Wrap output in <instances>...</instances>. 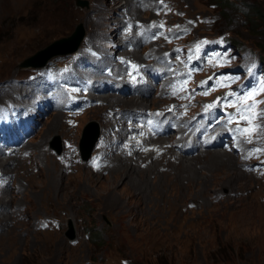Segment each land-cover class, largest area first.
<instances>
[{
  "label": "rangeland",
  "instance_id": "rangeland-1",
  "mask_svg": "<svg viewBox=\"0 0 264 264\" xmlns=\"http://www.w3.org/2000/svg\"><path fill=\"white\" fill-rule=\"evenodd\" d=\"M85 1L87 7L81 8L75 0H0V118L21 116L20 112L27 108L30 113L23 118L31 120L34 130L42 124L34 137L25 142L26 148L21 145L17 151L5 153L7 159L0 160V171L13 178L11 185L6 177L1 181L0 264H264V119L254 122L261 128L252 134L250 143L246 136L239 139L242 150L229 140L224 152L189 153V146L185 149L184 144L180 145L173 132L152 142L146 149L150 153L143 152L150 142L143 139L140 147H132L133 154L117 155L128 146L123 142L127 141L126 136L114 147L115 134L132 127L116 120H121L127 107L136 108L118 104L108 111L109 103L105 101L110 99H104L116 88L111 96L133 100L141 110L151 111L166 106L161 101H169L177 94L171 93L166 99L158 96L157 102L154 89L153 99L147 100L134 89V80L119 79L111 73L119 70L121 77L132 69H119L126 65L122 63L126 62L123 54L130 57L129 61L141 60L139 56L145 48L156 55V48L165 49L163 43L152 49L145 44L128 52V35L137 33L138 39L144 36L152 19L159 22L162 18L167 26L168 47L174 31H189L177 43L179 46L189 48L204 40L202 45L207 47L211 42L217 45L219 39L229 45L238 58L223 69L241 72L256 58L264 66L260 23L247 18L248 5L258 1V7L264 10V0H226L219 8L210 0H147L149 8L157 6L144 10L150 14L148 19L138 7L139 0ZM77 26L82 27L85 37L75 54L55 56L38 70L21 67L25 60L53 43L69 38ZM106 39L120 46L112 56L101 47ZM160 40V35L153 39ZM211 48L206 59L218 46ZM175 54H179L177 50ZM77 56L57 81L63 73L60 67ZM101 58L105 60L100 61ZM177 63L171 59L170 82L176 79ZM78 64H83V73H79ZM93 64L104 66L103 74L87 77L86 73L94 70ZM151 65L146 61L140 71ZM104 76L109 79L97 82ZM240 77L239 73L230 75L221 86L238 83ZM119 80L128 82L122 97V90L115 85ZM55 81L56 90L74 94L91 110L77 113L67 109L45 116L49 103L41 99V92ZM82 82L88 92L96 83L103 86L97 95H84L79 84ZM256 100L264 101V93ZM202 101L201 96L191 95L188 104L179 107L182 118L184 114L188 118L201 112ZM58 105L51 103V110ZM263 107L264 103L259 104L257 112ZM32 109L38 114L31 113ZM168 112V118L176 114ZM134 117V112H128L126 121ZM114 120L118 126L112 124L109 128ZM102 126L111 134L109 142L103 141V135L99 141L108 150L92 163L72 155L62 159L51 155L64 150L65 140L79 151L85 138L87 153L96 132L104 133ZM241 126L248 124L243 122ZM133 127L137 129L134 123ZM136 135L141 133L137 131ZM27 153L29 157L24 159ZM216 153L221 154L220 159L214 157ZM6 160L13 162L4 167ZM69 165L74 169H63ZM122 167L129 173L122 172ZM27 171L33 187L28 185ZM48 219L50 230L45 229Z\"/></svg>",
  "mask_w": 264,
  "mask_h": 264
},
{
  "label": "bare ground",
  "instance_id": "bare-ground-1",
  "mask_svg": "<svg viewBox=\"0 0 264 264\" xmlns=\"http://www.w3.org/2000/svg\"><path fill=\"white\" fill-rule=\"evenodd\" d=\"M124 17V16H123ZM116 21V20H115ZM118 21H120V20H118ZM122 23V22H121ZM123 28V27H122ZM146 30V29H145ZM122 30H120L119 31V33H118V35L120 36V33H122L121 32ZM74 41H75V39H74ZM72 42H73V40H72ZM128 48V47H127ZM202 55H200V56H198V58H197V60L201 57ZM103 60H105V59H103V58H101L100 59V61H103ZM104 63V62H103ZM123 64H126V62L124 61V62H122ZM173 66V65H172ZM92 67L94 68V70H93V72L92 73H89V72H87L86 73V76L87 77H93L94 75H99L100 73V75H102L103 74V70L101 69L102 67H101V65H95V64H93L92 65ZM147 67H149V66H147ZM110 68V67H109ZM141 68V67H140ZM141 70V69H140ZM143 70V69H142ZM228 70H230V69H228ZM231 70H234V72L231 74V75H234L235 73H239V70H235V69H231ZM121 71V70H120ZM173 71V70H172ZM117 72L118 71H114V72H111L112 73V75H114V76H116V74H117ZM98 73V74H97ZM77 75V73H75V72H73V75ZM123 74V73H122ZM103 79L102 80H98L97 82H101V81H105V80H107V79H109L108 78V76H104V77H102ZM231 79V78H230ZM237 78H235V79H231V80H236ZM85 80V79H84ZM132 81V80H131ZM135 82H136V84H137V87H139L141 84H142V81L141 80H135ZM126 83L128 84V82L127 81H123V80H119L118 82H115V85H117V86H126ZM103 86V85H102ZM121 89V88H120ZM104 90V89H103ZM108 90V87L106 88V91ZM116 90V88H114V89H112V92L110 93L111 95L113 94V92ZM122 90V94L123 95H126V94H124L125 93V89H121ZM107 96V97H104V99H113V100H117V102H113V101H110V100H107V101H105L106 103H109L108 105H106V107H108V111L109 110H111V111H113V109L115 108H112L113 106H117L118 104L119 105H126V106H130L131 108L133 107V108H136L137 110H141V109H143V108H141V107H137V105L135 104L136 102H134L133 100H130V101H126V100H120L119 98H117V97H114V96ZM169 96H171V95H169ZM177 96V94H175V95H173V96H171V97H176ZM166 99V98H165ZM122 101V102H121ZM105 102H104V104H105ZM112 102V103H111ZM134 102V103H133ZM110 103H111V105H110ZM115 103V104H114ZM103 104V103H102ZM101 104V105H102ZM131 104V105H130ZM31 106V105H30ZM103 106H105V105H103ZM129 108L127 107L126 109H125V111H127V112H129V110H128ZM145 109V108H144ZM175 112L176 114H174V115H170V117H169V120H171V121H174L176 118H177V111L175 110V109H172V110H170V112H168V113H171V112ZM116 113H117V111H116ZM126 113V112H125ZM133 113V112H132ZM163 116H165V115H163ZM184 118H185V114H184ZM238 119V118H237ZM116 121H118L121 125H123L124 124V122L122 123L121 122V120H116ZM115 120L114 121H111V123L109 124V128H112V124H114V126L116 125V126H118V123L116 122ZM104 122V121H103ZM105 123V122H104ZM106 123H109V121L107 120L106 121ZM243 123V121H241L239 124H237V122H234V126H233V131H234V133H231L230 134V136H229V138H230V140L231 141H235V137L237 136V135H235L236 134V132H237V128L239 127V128H245V127H242L241 126V124ZM125 124H128V123H125ZM129 126L130 127H132V128H129L127 131H128V133H130L129 132V130L130 129H132V131H135V132H137L138 130L137 129H135V127H133V124H129ZM102 128L103 129H105L104 130V133L102 134L103 135V141L105 140V141H107V142H109L110 141V138H111V134L110 133H108L107 131H106V128L104 127V126H102ZM134 128V129H133ZM90 133H91V131L89 130L88 131V133H87V135H88V137H89V135H90ZM172 134V133H171ZM166 136V135H165ZM116 139H117V141L116 140H114V147H115V144H117V143H121L120 141L121 140H125L126 139V136H124V134H122L121 132H119V133H117V134H115V136H114ZM167 137V136H166ZM242 137V135H240V136H238L237 137V139L239 140L240 138ZM87 138H85V142H83V146H81V149H82V151L84 152V154L86 153V151H85V144L84 143H86V140ZM101 139V138H100ZM100 141V140H99ZM124 143H126V141H123ZM146 142V140H144V143ZM143 143V144H144ZM181 145H183V144H181ZM17 146V148L16 149H13V151L15 152V151H17L18 149H20L21 148V144H17L16 145ZM95 148V147H94ZM111 148H112V146H111ZM114 149V148H113ZM112 149V150H113ZM119 150V149H118ZM117 150V151H118ZM137 150V149H136ZM201 153V152H200ZM216 156V159H220V156H221V154L219 153V154H214V157ZM10 162H13V160H6L5 162H4V164H2V165H4V167H8L9 165H11L10 164ZM126 162V161H125ZM126 165V164H125ZM121 166H122V163H121ZM0 167H2V166H0ZM126 167H127V165H126ZM69 168H73L74 169V166L73 165H69V167H63V169L64 170H68ZM186 169H187V167H185ZM8 169V168H7ZM6 169V170H7ZM130 169H132V170H134V168L133 167H130ZM121 170H123L122 172H125L126 171V169L124 168V167H122L121 168ZM129 171H131V170H129ZM121 172V173H122ZM127 172V171H126ZM27 173H28V185L30 186V187H33V186H35L33 183H32V177H31V174L27 171ZM66 173V172H65ZM127 173H129V172H127ZM7 176V175H6ZM39 177H41V174L39 175ZM54 177H52V179H53ZM6 184V183H5ZM36 184V183H35ZM5 187V186H4Z\"/></svg>",
  "mask_w": 264,
  "mask_h": 264
},
{
  "label": "water",
  "instance_id": "water-1",
  "mask_svg": "<svg viewBox=\"0 0 264 264\" xmlns=\"http://www.w3.org/2000/svg\"><path fill=\"white\" fill-rule=\"evenodd\" d=\"M76 6L84 8L87 7V2L85 0H75ZM85 34L81 26H77L75 32L69 37L65 39H61L55 43H53L47 50L38 53L34 55L33 57L25 60L22 64V68L31 67L32 69H40L43 66L46 65V63L55 56H61V55H68L76 52L78 48L80 47V44L84 38ZM75 39V41H74ZM73 40V42H72ZM97 132L93 136V139L90 142L89 151L85 154V157L88 158L91 149L94 145V143L97 140ZM83 146V144H82ZM82 151V149H81ZM82 154L84 155V152L82 151Z\"/></svg>",
  "mask_w": 264,
  "mask_h": 264
},
{
  "label": "snow or ice",
  "instance_id": "snow-or-ice-1",
  "mask_svg": "<svg viewBox=\"0 0 264 264\" xmlns=\"http://www.w3.org/2000/svg\"><path fill=\"white\" fill-rule=\"evenodd\" d=\"M262 93H264V81L260 82L259 87L238 96L235 103L227 105L236 107L237 109L236 116L229 117L230 122L236 121L239 124L243 121L248 124V127L245 128L238 127L237 132L242 136H246L249 143L251 142L252 134L261 128L259 124H255L254 122L258 118L264 119V110L257 112L258 105L264 103V101L256 100V97ZM257 151H260V149H257Z\"/></svg>",
  "mask_w": 264,
  "mask_h": 264
},
{
  "label": "trees",
  "instance_id": "trees-1",
  "mask_svg": "<svg viewBox=\"0 0 264 264\" xmlns=\"http://www.w3.org/2000/svg\"><path fill=\"white\" fill-rule=\"evenodd\" d=\"M210 1L217 8H219V6H221L222 4L226 3V0ZM258 5V1H254L253 5H248L249 13L247 14V18L249 19V21H255L257 23H260L259 27L261 28V33L264 36V10L261 7H258Z\"/></svg>",
  "mask_w": 264,
  "mask_h": 264
}]
</instances>
